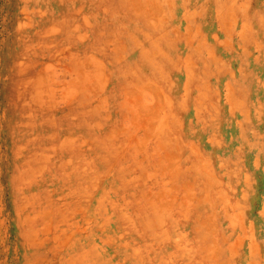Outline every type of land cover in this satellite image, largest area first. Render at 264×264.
<instances>
[{
    "label": "rangeland",
    "instance_id": "1",
    "mask_svg": "<svg viewBox=\"0 0 264 264\" xmlns=\"http://www.w3.org/2000/svg\"><path fill=\"white\" fill-rule=\"evenodd\" d=\"M0 264H264V0H0Z\"/></svg>",
    "mask_w": 264,
    "mask_h": 264
}]
</instances>
